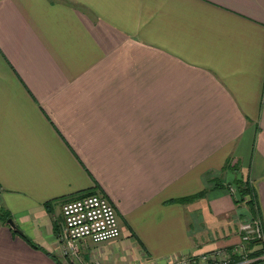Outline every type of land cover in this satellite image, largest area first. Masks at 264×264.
<instances>
[{"label":"crops","instance_id":"1","mask_svg":"<svg viewBox=\"0 0 264 264\" xmlns=\"http://www.w3.org/2000/svg\"><path fill=\"white\" fill-rule=\"evenodd\" d=\"M87 191L123 223L85 262L233 255L250 213L264 231V0H0V264H67L61 206Z\"/></svg>","mask_w":264,"mask_h":264},{"label":"built area","instance_id":"2","mask_svg":"<svg viewBox=\"0 0 264 264\" xmlns=\"http://www.w3.org/2000/svg\"><path fill=\"white\" fill-rule=\"evenodd\" d=\"M231 189L236 190V187ZM61 211L58 239L65 256L69 257L67 264H104L99 259L85 262L79 243L86 240L101 243L121 236V222L114 203L99 191H88L66 199ZM239 235L240 241L234 246L233 255L218 249L198 255H179L152 264H264L262 220L251 213L243 217ZM252 241L257 245L249 248L248 243Z\"/></svg>","mask_w":264,"mask_h":264},{"label":"trees","instance_id":"3","mask_svg":"<svg viewBox=\"0 0 264 264\" xmlns=\"http://www.w3.org/2000/svg\"><path fill=\"white\" fill-rule=\"evenodd\" d=\"M234 185L236 186V190L238 191L240 195L239 200H244L245 202H247V204L249 205V209L251 210V213H256L257 203L255 200V193H254L252 186L249 184V182L247 180H243L239 178L234 181ZM0 215H1V218L4 220L9 218V214L5 212L3 209H0Z\"/></svg>","mask_w":264,"mask_h":264},{"label":"water","instance_id":"4","mask_svg":"<svg viewBox=\"0 0 264 264\" xmlns=\"http://www.w3.org/2000/svg\"><path fill=\"white\" fill-rule=\"evenodd\" d=\"M7 221H8L12 226L15 225V223H14L13 220H12V218H8Z\"/></svg>","mask_w":264,"mask_h":264},{"label":"rangeland","instance_id":"5","mask_svg":"<svg viewBox=\"0 0 264 264\" xmlns=\"http://www.w3.org/2000/svg\"><path fill=\"white\" fill-rule=\"evenodd\" d=\"M121 221H122V219H121ZM121 221H120V222H121ZM122 223H123V221H122Z\"/></svg>","mask_w":264,"mask_h":264}]
</instances>
